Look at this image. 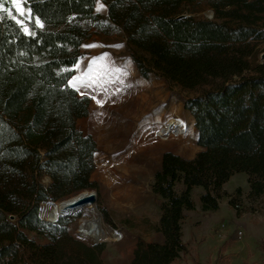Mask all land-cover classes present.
Masks as SVG:
<instances>
[{
	"label": "trees",
	"instance_id": "1",
	"mask_svg": "<svg viewBox=\"0 0 264 264\" xmlns=\"http://www.w3.org/2000/svg\"><path fill=\"white\" fill-rule=\"evenodd\" d=\"M95 1L22 0L28 31L0 12V264H103L104 242L76 238L63 216H40L42 201L98 188L90 179L96 143L75 125L89 97L69 84L91 26L120 30L143 77L210 84L183 100L201 149L190 159L163 152L154 173V229L163 240L138 237L129 264H171L185 251L182 211L194 202L177 183L202 187V211L218 209L223 184L237 172L248 175L252 196L264 192V63L249 60L251 40L264 39V0H205L223 21L179 17L195 0H101L105 14ZM40 173L50 178L47 187L37 182ZM82 210L91 214L93 240L107 238L94 204L69 214ZM99 210L109 221L107 208Z\"/></svg>",
	"mask_w": 264,
	"mask_h": 264
},
{
	"label": "rangeland",
	"instance_id": "2",
	"mask_svg": "<svg viewBox=\"0 0 264 264\" xmlns=\"http://www.w3.org/2000/svg\"><path fill=\"white\" fill-rule=\"evenodd\" d=\"M2 2L7 11L0 12L12 16L28 31L25 20L29 10L22 0H17L19 9L13 0ZM94 8L102 14L106 12L101 0L95 1ZM179 14L224 20L215 17L205 0L183 4ZM90 30V36L79 47L77 62L71 67L70 86L79 95L89 97L88 113L78 118L75 125L96 143L90 179L98 188L88 190L96 192L97 210L100 212L99 206H105L109 212V221L100 212L102 226L108 231V237L99 241L105 243L100 259L103 264H129L138 237L145 241L162 238L154 229L160 214L154 173L163 152L172 151L190 159L200 150L194 117L184 109L183 100L210 84L185 88L155 75L143 77L120 30L110 27L102 33L93 26ZM249 45V60L264 63V39L251 40ZM250 73L254 72H246ZM35 178L44 187L50 183L45 173ZM247 180L246 173H234L223 184L219 210L207 219L200 218L202 187L176 184V189L191 197L198 207L189 219L186 213L183 215L186 249L176 264H264V192L252 196ZM50 200L40 203V216L44 219ZM63 217L76 238L95 243L88 232L91 214L82 210ZM114 231L118 232L117 237Z\"/></svg>",
	"mask_w": 264,
	"mask_h": 264
},
{
	"label": "water",
	"instance_id": "3",
	"mask_svg": "<svg viewBox=\"0 0 264 264\" xmlns=\"http://www.w3.org/2000/svg\"><path fill=\"white\" fill-rule=\"evenodd\" d=\"M186 15L180 14L179 17H183ZM264 58V52L261 54V59ZM48 202H53V201H48ZM96 202V192L94 190H88L84 189L75 194L72 197L66 198L64 200H60L59 203L61 204V210L63 211H69V210H75L87 203H92L95 205ZM97 209V208H96ZM98 213V218L101 219V213L97 210ZM70 215L69 213H64L60 216H67ZM60 216L57 215H52L51 217H46L45 219L48 221H56ZM11 219L14 217L13 215L9 216ZM114 233H118L117 231H114ZM100 239L95 240L94 242L97 243L99 242Z\"/></svg>",
	"mask_w": 264,
	"mask_h": 264
},
{
	"label": "bare ground",
	"instance_id": "4",
	"mask_svg": "<svg viewBox=\"0 0 264 264\" xmlns=\"http://www.w3.org/2000/svg\"><path fill=\"white\" fill-rule=\"evenodd\" d=\"M91 203H87L85 205H83L82 207L78 208V209H75V210H69V211H63L61 210V204H58L56 202H48L47 203V207H46V210H45V216L46 217H51L52 215H57V216H60L64 213H71V212H74V211H77L79 209H82L88 205H90ZM92 230V229H90ZM114 236H118V233H113Z\"/></svg>",
	"mask_w": 264,
	"mask_h": 264
},
{
	"label": "crops",
	"instance_id": "5",
	"mask_svg": "<svg viewBox=\"0 0 264 264\" xmlns=\"http://www.w3.org/2000/svg\"><path fill=\"white\" fill-rule=\"evenodd\" d=\"M200 149H201V148H200ZM219 207H220V204H219ZM219 207H218L217 210H213V211H201V212H200V218H201V219H207L208 217L212 216L213 213L217 212V211L219 210ZM193 210H198L197 205L194 206V209H190V210H188V209H183V211H182V221H183V215L186 213V214H187V218L189 219V217H191V214H190V213H191ZM159 216H160V214H159ZM158 220H159V218H158ZM189 224H191V222H190ZM183 225H184V224L182 223V227H183ZM182 231H183V230H182ZM161 237H162V235H161ZM162 240H163V237L161 238V240H159V242H161ZM182 241H183V243L185 244V241H184V239H183V234H182ZM185 246H186V244H185ZM175 261H176V260H175ZM175 261H173L171 264H176Z\"/></svg>",
	"mask_w": 264,
	"mask_h": 264
},
{
	"label": "snow or ice",
	"instance_id": "6",
	"mask_svg": "<svg viewBox=\"0 0 264 264\" xmlns=\"http://www.w3.org/2000/svg\"><path fill=\"white\" fill-rule=\"evenodd\" d=\"M13 3L15 4V6L19 9L20 8V4L17 2V0H13ZM0 9H3V2H2V0H0ZM4 11H7V9H3ZM24 13L23 12H21V15H23ZM22 23V22H21ZM36 24L38 25V26H42V25H40V21L39 20H37L36 21ZM25 31H27V29L25 28L24 29Z\"/></svg>",
	"mask_w": 264,
	"mask_h": 264
},
{
	"label": "built area",
	"instance_id": "7",
	"mask_svg": "<svg viewBox=\"0 0 264 264\" xmlns=\"http://www.w3.org/2000/svg\"><path fill=\"white\" fill-rule=\"evenodd\" d=\"M238 235H239V237L242 236V231L241 230L238 231Z\"/></svg>",
	"mask_w": 264,
	"mask_h": 264
}]
</instances>
